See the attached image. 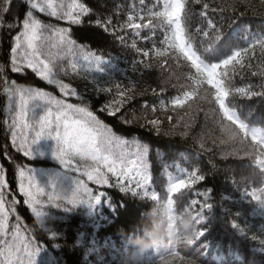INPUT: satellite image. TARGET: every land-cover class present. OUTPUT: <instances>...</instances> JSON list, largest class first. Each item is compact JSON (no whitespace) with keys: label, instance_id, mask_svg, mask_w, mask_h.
<instances>
[{"label":"snow or ice","instance_id":"6c2138e0","mask_svg":"<svg viewBox=\"0 0 264 264\" xmlns=\"http://www.w3.org/2000/svg\"><path fill=\"white\" fill-rule=\"evenodd\" d=\"M139 3L144 5L145 0ZM19 5L22 7L14 6L13 0H0V31L14 33L6 55L0 57V90L6 98L3 125L12 148L29 161L34 158L33 146L41 140H51V154L63 169L49 174L47 185L41 186L30 164L11 158L16 187L36 225L43 229L49 206L70 211L84 205L101 220L108 218L98 211L102 203L112 212L117 211L106 193L94 190L89 182L140 200L163 201L176 211L177 200L185 197L183 190H191L217 171L216 158L250 163L247 175L237 179L232 174L229 178L249 200L264 207V116H255V109L248 106L249 101L264 100V24L253 31L249 24L236 23L238 16L249 12L264 18L253 0H154L150 7L136 9L133 5L131 14L119 25L84 0H19ZM260 5L264 6V0H260ZM194 6H199L198 13ZM38 14L68 25H81L84 18L95 16V27L122 44L125 35L119 33L151 40L152 46L146 51L133 40L131 47L146 60L135 61L132 71H140L138 65L147 70L155 64L165 75L157 87L115 83V73L120 69L111 58L78 44L72 39L70 27L45 22ZM194 19L199 21V27H194ZM222 20L229 22L231 31L225 30ZM145 29L149 35L142 36ZM29 70L39 81L58 89L59 96L31 81L21 83L9 77L10 72L27 75ZM249 76L256 82L248 80ZM75 80L89 82L96 93L111 95L115 90L100 109L113 117L137 95H147L149 91L156 95L157 88L160 93L174 90L168 104L153 106L151 112L176 113L175 123L174 117L167 115L170 128L164 135H173L180 128V135L188 138L202 120V129L193 139L201 152L213 154L209 160L211 168L206 173L194 167L185 171L182 178L171 179L162 199L149 188L147 147L113 134L73 85ZM73 99L78 102H71ZM144 108L147 111V105ZM36 109H41V113L37 114ZM141 120L142 127L150 125L161 134L160 119H148L144 113L129 119L127 112L121 113L123 124ZM9 188L5 166L0 165V264H47L45 260L38 262L43 243L17 214L18 201ZM211 193L207 189L198 193L202 200L187 203L183 212L192 216L193 234L182 247L168 245L153 251L159 264H195L182 254L183 248L204 235L205 210L213 206ZM233 227L237 225L233 223ZM93 244V254L103 257L104 264H117L126 247L123 240L119 247ZM147 264L157 261L150 255Z\"/></svg>","mask_w":264,"mask_h":264},{"label":"trees","instance_id":"16d2710c","mask_svg":"<svg viewBox=\"0 0 264 264\" xmlns=\"http://www.w3.org/2000/svg\"><path fill=\"white\" fill-rule=\"evenodd\" d=\"M84 2L93 9H101L106 17H111L113 23L119 25L128 14H131L133 5L136 9L150 7L154 0H145L144 5H140L139 0H84ZM253 3L257 5L261 13H264V6L260 5V0H253ZM13 4L22 7L19 5V0H13ZM194 11L198 13L199 6H194ZM38 15L45 22L57 24L60 27H70L72 39L78 44L90 47L93 51L104 55L105 58H111L120 69L119 72L115 73V83L122 86L138 83L141 87H148L149 85L157 87L160 78L165 75L155 64L147 70L143 68V65H138L140 71H132L135 61L146 60L131 47L133 40L145 51L151 48V40L136 39L131 33H119L125 35V43L122 44L116 37L95 27V16L84 18L81 25H68L64 21H57L43 14ZM216 18L220 19L219 14L216 15ZM221 22L226 31H231L228 28V21L222 20ZM241 22L249 24L251 30L254 31L264 24V18L249 12L246 16H238L236 23L240 24ZM192 23L194 27L200 26L198 20L194 19ZM117 31L119 32V29ZM11 35L14 33L0 31V57L6 55ZM141 35H149L148 30H143ZM9 77L21 83L31 81L34 86L44 87L59 96L58 89L39 81L30 73V70L27 75L10 72ZM247 79L256 82V78L249 76ZM72 83L85 96L94 114L108 125L113 134L129 142L138 141L147 147L148 152L145 161L150 177L149 188L157 191L162 199L165 197L171 179L182 178L185 171L194 167H199L206 173L211 168L209 160L214 158L213 154L201 152L193 139L202 129V120L188 138L180 135V128H177L173 135H164L163 133L170 128L167 115H172L174 117L173 123H175L176 113L158 111L153 115L151 112L153 106L159 108L162 104H168L175 94L174 90L167 89L160 93L159 88H157L156 95L150 91L147 95H137L130 104L121 109V113L127 112L129 119L132 115L140 116L141 113H144L148 119L158 118L163 121L161 134L158 135L152 126L142 127L143 120L140 123L123 124L121 113H117L113 117L109 116L107 112L100 111L104 104L111 99V95L115 94V90L111 95L96 93L91 90L92 85L87 81L75 80ZM86 84L87 87H85ZM71 102L76 103L78 101L73 99ZM145 105H147V111H145ZM5 106L6 98L0 90V165L5 166L6 178L10 183L9 191L18 201L17 214L21 216L29 228L35 230L40 242L43 243V251L38 257V262L45 260L47 264H104L103 257H97L93 254V242H95V246L102 248H107L110 244L119 247L122 240L121 233L139 226L144 220L142 214L153 202L133 198L130 195L126 196L115 188H100L89 182V186L94 190L106 193L107 198L111 199L117 206V211L112 212L102 203L98 206V211H101V214L108 218L101 220L97 219L96 215L84 205L77 206L70 211L49 206L46 210L43 229H41L36 225L30 209L23 204V196L19 193L13 176L11 158L15 157L18 161L30 164L35 169L37 181L41 186L47 185L49 174L63 171V169H60L59 164L51 154L53 144L51 140H41L33 146L34 158L31 161L23 158L22 154L15 152L11 146L10 136L6 135V126L3 125ZM248 106L255 109V116H264V100L249 101ZM35 111L39 114L42 110L36 109ZM216 163L218 169L214 174H209L205 181L193 186L191 190H183L185 191L184 199L177 200L176 211L180 213L192 199H203L198 193L207 189L212 190L213 200L211 202L213 206L205 210L204 235L192 245L183 248L182 254H186L189 259L195 261V264H264V238H262L264 236V207L249 200L242 193V188L237 190L229 178L232 174H235L237 179L241 175H247L251 170V165L247 161L229 160L222 162L218 158H216ZM233 223L237 225L236 228L233 227ZM262 224L263 228L260 229L259 226ZM50 233H54L55 236H51ZM151 255L159 264L158 257L154 254Z\"/></svg>","mask_w":264,"mask_h":264},{"label":"clouds","instance_id":"9594fccd","mask_svg":"<svg viewBox=\"0 0 264 264\" xmlns=\"http://www.w3.org/2000/svg\"><path fill=\"white\" fill-rule=\"evenodd\" d=\"M142 215L144 220L139 226L121 233L126 247L117 264H147V258L157 248L182 247L193 234L191 214L170 210L163 201L153 203Z\"/></svg>","mask_w":264,"mask_h":264},{"label":"rangeland","instance_id":"374dc122","mask_svg":"<svg viewBox=\"0 0 264 264\" xmlns=\"http://www.w3.org/2000/svg\"><path fill=\"white\" fill-rule=\"evenodd\" d=\"M260 227H262V225Z\"/></svg>","mask_w":264,"mask_h":264}]
</instances>
